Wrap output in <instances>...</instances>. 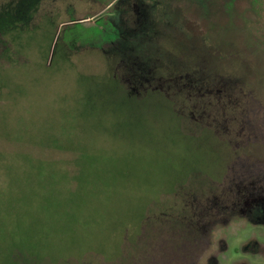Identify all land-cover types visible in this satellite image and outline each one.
<instances>
[{"label": "rangeland", "instance_id": "rangeland-1", "mask_svg": "<svg viewBox=\"0 0 264 264\" xmlns=\"http://www.w3.org/2000/svg\"><path fill=\"white\" fill-rule=\"evenodd\" d=\"M0 11V186H19L0 204V264H21L15 250L34 254L24 264H264V0H0ZM17 97L31 113L11 115ZM82 103L130 119L114 135L102 113L110 139L77 137L90 155L31 145L47 135L22 142L10 125L35 131ZM156 109L179 119L171 147L193 149L138 132ZM52 197L73 205L77 230L34 231L31 212L61 213L45 207Z\"/></svg>", "mask_w": 264, "mask_h": 264}, {"label": "trees", "instance_id": "trees-1", "mask_svg": "<svg viewBox=\"0 0 264 264\" xmlns=\"http://www.w3.org/2000/svg\"><path fill=\"white\" fill-rule=\"evenodd\" d=\"M17 14L20 16L26 14L25 9L24 10L20 9L19 11H17ZM0 16H1V11H0ZM3 34H4L3 29H1V26H0V38H3ZM107 93L112 94V91H109ZM116 93L117 92H115V94ZM13 104H14V107H10L12 104L7 105V107H9V109H13L11 115H13V113L15 111H17L19 114L31 113L28 110L30 108V106L27 103L24 105H21L20 97L15 98L13 101ZM66 108L67 109H65V110L62 108H57V110L54 112V118L51 119L50 121L46 122V121L40 120L44 123L39 124V125H36V124L33 125L32 127H34L35 131L29 130V126L22 125V122L15 120V119H12L13 121H12V124H10V125L17 126V127H19L18 131H20L22 133L24 132V137H26L27 139L22 140V142L29 144V140H28L29 132L34 134V141L38 140V136H40V135H47V137H46L47 141H45L44 143L38 142L39 144L33 143L31 145L37 146L40 148H51V149H54L57 151H61L63 153L64 152L76 153V150H77L78 154L83 156V155H88L89 153H88V151L86 152L84 149H80V148L77 149V147H75V144L78 143L77 137H82L80 139V141H83L85 138H87L88 136H92V135H100L102 137H106L107 139H110V134H109L108 130L106 129L107 127L104 128V126H103L105 121L103 119L102 113L103 114L105 113L109 117H112V116L115 117L114 122H117V123H116V125L112 131V133H114V135H115V133L117 134L116 127L119 126L118 129H120L122 127L120 123L125 124L127 120H130V119H128L129 118L128 116H125L121 112H118V109L115 105H110V104L106 107V109H104V111H103V108H99L96 104H89V103H82L81 105H79L77 107L71 108L72 110L68 109V107H66ZM160 110H162V109H156L150 113L147 112L144 115L143 123H141V122L139 123V122L133 120V122L139 123V124H137L138 132H148L150 134V138H154L153 136H155V135H159L160 137L162 136L163 138H161L160 140H157V141H158V144L162 145V148L164 150H172V149L177 150L178 149L179 151L182 152L186 148H188L189 150L193 149L194 146H192V144L190 145L188 142L184 143L182 141H177L176 142L177 146L171 147L174 143V133L172 130H170V128H172L171 124H173V123H179L180 124V122H179L178 118L172 117V115L174 116V113L171 114V113H168L166 111L162 112ZM164 115H165V117L162 118V116H164ZM116 118H119L120 120H118ZM163 120H165V121L163 122ZM152 121H154L156 123H151ZM102 122H103V124H102ZM99 123L101 124V126H98ZM149 123L151 124V126H149V131H148V129L143 128L141 126V124L143 125V124H149ZM165 123H167L166 126H168L166 129H164L162 127ZM44 126H46L47 128H52V130H50V132H48V133H41V134L36 133L38 128H44ZM161 129H163V133H162ZM6 130H9L10 132H12V131L15 132L16 129L14 127H11V126L10 127L6 126ZM181 131H179V132L181 133ZM122 132H123V130H122ZM182 133H183V131H182ZM15 134H17V132ZM134 134H136V133H134ZM60 138H62V139H60ZM10 140H13V139H10ZM54 143H58V144L54 145ZM149 144H150V146H153L150 142H149ZM147 146H148V144H147ZM154 150H155V148L150 150L151 155H154ZM92 151H94V150H92ZM94 153H98V151L94 152ZM19 156L22 158H26L28 163L30 161H32L25 154L24 155L20 154ZM130 157H132V154H130ZM33 160H34V162H36L34 157H33ZM39 164H40V162H39ZM177 166H178V164H177ZM11 169L8 168V170H11ZM35 169L38 170V167ZM21 171H24V170H21ZM1 183L5 186H3L2 188L0 186V204H5L6 206H9L10 203H12L16 199L18 191H19V186L10 177H4V179L1 181ZM33 183H34V180H33ZM29 189H30V186H28V190ZM34 190H35V188H34ZM163 192H164V190H162L161 193H163ZM72 206H70V208H68V209H64V207H66L64 201L55 200L54 197L50 198L45 207L60 208V209H62L61 213L53 212L49 216H45V215L42 216L39 214V210H37L35 212L34 211L31 212L30 215H33L32 219L34 222V231L40 230L39 225L44 226L48 222H54V223L58 224L60 226V229L67 231L68 233H72V231L77 230L78 229V223L73 220L74 219L73 214L75 213L76 209L75 208L73 209ZM122 213L123 214H129V212L124 208H122ZM113 226H114V223L113 222L111 223V221H109L105 226H102V223L100 222L99 225L97 226V228H99V230L103 229L104 231H107L108 229H110V227H111V229H113ZM16 228H18L19 232H21L23 234H25V230H27V228L22 223L16 224ZM28 245H30V244H28ZM11 254H10V261H14L16 258L18 261L21 262V264H24L23 262H26L27 260L35 257V256H33L34 254L27 253V252H22L20 254L16 250ZM58 262H59V260H56L55 264H57Z\"/></svg>", "mask_w": 264, "mask_h": 264}]
</instances>
